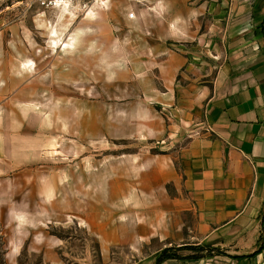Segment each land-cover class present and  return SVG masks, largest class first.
Listing matches in <instances>:
<instances>
[{"label": "rangeland", "instance_id": "1", "mask_svg": "<svg viewBox=\"0 0 264 264\" xmlns=\"http://www.w3.org/2000/svg\"><path fill=\"white\" fill-rule=\"evenodd\" d=\"M135 3L0 0V264H121L104 223L155 204L142 175L170 152L168 114Z\"/></svg>", "mask_w": 264, "mask_h": 264}, {"label": "crops", "instance_id": "2", "mask_svg": "<svg viewBox=\"0 0 264 264\" xmlns=\"http://www.w3.org/2000/svg\"><path fill=\"white\" fill-rule=\"evenodd\" d=\"M136 1L133 24L146 14L158 41L148 63L170 152L142 175L155 204L104 223L102 250L121 264L186 246L201 258L160 264H264V0ZM93 2L80 12L86 0L74 1L72 14L95 18Z\"/></svg>", "mask_w": 264, "mask_h": 264}, {"label": "trees", "instance_id": "3", "mask_svg": "<svg viewBox=\"0 0 264 264\" xmlns=\"http://www.w3.org/2000/svg\"><path fill=\"white\" fill-rule=\"evenodd\" d=\"M182 250H192V251H195L196 250V251H202L203 252V249L202 248H199V247H189V246L182 247V248L167 249V250H164L162 252L161 256L157 260V264H160L164 260H168V259L188 260V259H200L201 258V256H199V255H194V256L186 257V258H180L176 254V252L182 251ZM262 250H264V235H263V243H262V246L260 248V251H262Z\"/></svg>", "mask_w": 264, "mask_h": 264}, {"label": "built area", "instance_id": "4", "mask_svg": "<svg viewBox=\"0 0 264 264\" xmlns=\"http://www.w3.org/2000/svg\"><path fill=\"white\" fill-rule=\"evenodd\" d=\"M40 6L45 9H52L58 7H68L76 0H38ZM97 1V0H94Z\"/></svg>", "mask_w": 264, "mask_h": 264}]
</instances>
